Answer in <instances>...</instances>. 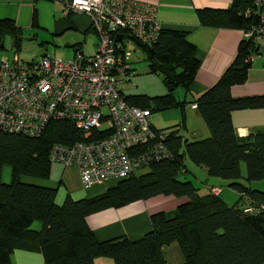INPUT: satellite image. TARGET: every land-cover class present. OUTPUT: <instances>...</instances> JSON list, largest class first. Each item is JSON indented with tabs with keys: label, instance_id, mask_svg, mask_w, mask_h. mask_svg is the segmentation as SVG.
I'll return each mask as SVG.
<instances>
[{
	"label": "trees",
	"instance_id": "16d2710c",
	"mask_svg": "<svg viewBox=\"0 0 264 264\" xmlns=\"http://www.w3.org/2000/svg\"><path fill=\"white\" fill-rule=\"evenodd\" d=\"M246 9L253 12L245 14ZM262 12L264 2L255 6L252 0H231L226 8L196 10L201 25L240 28L244 37L216 80L188 100L185 95L199 60L185 32L161 27L155 40L148 44L124 34L142 50L147 72L159 77L166 90L154 96L128 95L121 90L124 100L148 108L150 118L153 111L168 108L177 109L180 118L176 126L159 129L168 133L164 144L170 151L169 158L150 163L145 172L112 181L99 194L78 199L66 194L56 203L55 189L20 179L47 178L50 146L81 139L80 131L69 120H49L35 137L0 131V171L3 165L10 167L9 182L0 179V264H9L14 249L39 253L43 264H93L98 256L109 258L113 264H166L163 248L172 242L179 249L181 264H262L264 191L246 187L240 180L264 177V132L238 135L230 113L264 107V95L234 98L229 94L230 86L244 82L250 66L248 57L262 53L254 37L245 36L259 23ZM5 37L9 38L13 53H17L20 30L10 19H0V50L4 49ZM177 88L184 92L180 99L174 93ZM187 105L202 119L207 137L187 141L179 133V128H186ZM184 158L203 167L207 175L228 180L227 186L239 193V200L246 197L248 205L238 206L237 200L228 206L219 192H210L211 186L199 193L191 181L179 179L185 172ZM159 194L184 196L186 200L170 212L150 213L149 229L136 239L120 235L97 240L85 221L93 212ZM33 221L40 222L39 230L30 229Z\"/></svg>",
	"mask_w": 264,
	"mask_h": 264
},
{
	"label": "built area",
	"instance_id": "2783aa9c",
	"mask_svg": "<svg viewBox=\"0 0 264 264\" xmlns=\"http://www.w3.org/2000/svg\"><path fill=\"white\" fill-rule=\"evenodd\" d=\"M64 11L83 12L96 35L94 52H73L69 59L41 55L0 58V131L35 137L49 120H69L81 133L71 144L53 143L49 162L74 167L80 185L126 177L150 163L169 158L168 133L152 127L148 108L124 100L121 83L133 75L124 34L153 42L161 25L153 5L134 0H57ZM264 0H252L259 6ZM246 9L245 14L252 13ZM245 32L264 53V13ZM121 35L119 41H116ZM128 38V37H127ZM254 56H249L248 59ZM194 106V104L192 105ZM218 193L219 188L210 187Z\"/></svg>",
	"mask_w": 264,
	"mask_h": 264
},
{
	"label": "crops",
	"instance_id": "0c3cea01",
	"mask_svg": "<svg viewBox=\"0 0 264 264\" xmlns=\"http://www.w3.org/2000/svg\"><path fill=\"white\" fill-rule=\"evenodd\" d=\"M134 1L153 5L155 18L161 27L183 30L186 39L194 46V55L199 60V66L185 95L187 100L198 96L216 80L234 56L239 40L244 37V32L240 28L206 26L199 23L196 10L226 8L230 5L231 0ZM0 19L13 21L20 30L21 41L30 39L43 46L44 51L40 55L65 54L67 50H70L71 58L75 50L88 55L94 52L96 35L89 27L88 16L83 12L64 11L63 6L57 0H0ZM48 45L53 48L48 50ZM62 46L64 48H61ZM131 65L130 62V67L133 69ZM132 72L133 75L129 81L121 84V90L124 94L154 96L165 93V87L155 74L149 73L147 70L141 74L135 73L134 69ZM174 93L179 99L184 95L180 88H177ZM229 94L234 98L264 95V53L251 58L244 82L230 86ZM184 111L185 126L190 115L199 117L190 105H187ZM190 112L191 114H189ZM230 119L235 132L240 136L257 130L264 132V107L233 110L230 113ZM193 129L204 136L208 132L205 125L200 123ZM71 174H74L79 181L77 170L74 167H63L56 162H50L47 178L28 183L53 188L56 193L60 186H63L65 189L64 196L68 194L71 197L69 189L65 185V179ZM209 181L211 179H208ZM213 181L215 180L213 179ZM209 186L218 188L212 183L205 184V187ZM185 200L186 197L184 196L154 195L135 200L121 207L93 212L85 217V221L97 240H106L120 235L129 239H136L149 229L148 216L150 213L156 211L170 212L176 205ZM55 202L58 203L56 200ZM40 225L39 221H33L30 224V229L37 231ZM176 247V243L172 242L163 248L166 264H168L166 250ZM97 259V257L93 259V264L100 261ZM9 264H43V262L41 255L37 252L14 249L10 254Z\"/></svg>",
	"mask_w": 264,
	"mask_h": 264
},
{
	"label": "rangeland",
	"instance_id": "374dc122",
	"mask_svg": "<svg viewBox=\"0 0 264 264\" xmlns=\"http://www.w3.org/2000/svg\"><path fill=\"white\" fill-rule=\"evenodd\" d=\"M124 47L125 49L129 52V61L131 62V66H133V69L135 73L141 74L144 73V71L147 70V64L143 60V52L142 50L132 42L130 39H125L124 40ZM53 48L51 45H48V50ZM61 48H64L63 46ZM44 51L43 46L39 45L36 42L31 41L30 39H23L20 43V47L17 51V56L21 60H29L31 58L36 59L40 56L41 52ZM63 51V50H61ZM70 50H67L65 54H49L50 56H56L61 59H69L70 58ZM13 54V49L10 47V40L8 37H5L4 39V49L0 50V58L2 56H5L6 58L11 57ZM160 80V79H159ZM122 84V83H121ZM125 84V83H124ZM124 86V85H123ZM122 86V87H123ZM147 94L146 96H148ZM150 96V95H149ZM191 114V112L189 113ZM196 116V117H195ZM190 115L188 118V122L186 123L185 129H180L179 127V133L182 135L183 138H185L187 141H192L196 139H200L203 137H207L209 133L204 136L200 134V132H196L195 129L198 126V123L204 124L202 119L198 117L197 115ZM179 118L180 114L177 109L174 108H168L162 111H153L151 113V123L156 129H163L167 130L170 127L176 126L179 123ZM195 132V134H192ZM183 164L185 168V172L182 173L179 176V179L181 180H189L191 183L198 188V192L201 193L205 189V184L206 183H212L214 185H217L219 188V197L228 205L231 206L235 204L237 200H239V193L232 188L227 186L228 180L219 178V177H212L207 175L205 169L203 167H199L195 164H193L190 160L187 158L183 159ZM146 168L141 169L138 171V173L145 172ZM240 172L241 175L244 176L245 173V168L244 164L241 162L240 163ZM1 181L7 182L9 181L10 178V167L8 165H3L1 168ZM22 181H27V182H35L38 179L29 177V176H21L20 178ZM208 179L211 181L208 182ZM213 179L215 181H213ZM213 181V182H212ZM240 182L249 188L252 189H257L260 191H264V177L258 180H251V181H244L240 180ZM65 185L66 188L69 189L70 195L73 199H78L82 197H88L91 196L95 193L101 192L105 186H107L109 183L111 184L112 182H104L102 185H94L89 190H85L80 184L77 178H75L74 174H71L70 177H67L65 179ZM98 190L97 192L93 193L94 191ZM93 193V194H91ZM65 194V189H63V186H60L59 191H57L55 200L60 203L64 197ZM247 206L248 201L246 200V197H243L242 199L239 200L238 206L243 205ZM166 256L168 259V264H179L182 261L180 252L178 247L175 249H167L166 250ZM95 264H113V262L106 257H101L98 256ZM264 264V262L262 263Z\"/></svg>",
	"mask_w": 264,
	"mask_h": 264
},
{
	"label": "water",
	"instance_id": "95a60500",
	"mask_svg": "<svg viewBox=\"0 0 264 264\" xmlns=\"http://www.w3.org/2000/svg\"><path fill=\"white\" fill-rule=\"evenodd\" d=\"M121 38V35H118L117 38H116V41H119Z\"/></svg>",
	"mask_w": 264,
	"mask_h": 264
}]
</instances>
